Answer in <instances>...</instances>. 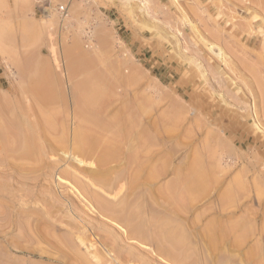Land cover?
I'll return each instance as SVG.
<instances>
[{"label":"rangeland","instance_id":"374dc122","mask_svg":"<svg viewBox=\"0 0 264 264\" xmlns=\"http://www.w3.org/2000/svg\"><path fill=\"white\" fill-rule=\"evenodd\" d=\"M194 1L0 0V134L17 125L35 147L26 158L0 139V264H264V0ZM131 115L158 126L161 195L192 172L205 185L190 211L145 187L136 211L188 233L176 247L121 244L128 227L60 176L75 163L57 141L71 151L79 130ZM99 234L118 262L101 242L87 255Z\"/></svg>","mask_w":264,"mask_h":264},{"label":"bare ground","instance_id":"6f19581e","mask_svg":"<svg viewBox=\"0 0 264 264\" xmlns=\"http://www.w3.org/2000/svg\"><path fill=\"white\" fill-rule=\"evenodd\" d=\"M251 1L253 2V0ZM246 8L249 7L246 6ZM246 27L248 28V26ZM49 87H51V85ZM20 91H22V89ZM20 93L24 94L22 92ZM42 95H44L43 97H45L46 93ZM41 99H45V98H41ZM46 100L49 101L50 99H46ZM140 121L141 120H138L131 115L128 116V118H125L124 120L121 121L117 120L112 123H101L99 126H97L100 129L99 130L100 132L97 134L90 133L88 130H87L88 132H86L85 130L81 129L75 134L74 148L71 151L70 149H68L69 147L65 148V146H63V142H59L56 140L58 142L57 145H59V147L57 146V148L59 149V151H62L63 155L65 156V159H67V161L71 159L75 163V166H73L72 170L60 173V176H70L78 186L79 191L83 195L84 199L87 200L89 204L96 207V209L100 214L108 217V219L112 220L115 223L123 224L128 227L129 233L127 234L126 237H123V239L120 241L121 244L126 243L125 240L127 241V239H135L140 243L143 242L145 244L159 243L164 246L165 244L171 243L172 245H174L176 241L182 242L188 240L189 234L185 233L183 230H176L171 228L170 227L171 224L169 223L167 224L165 223V225H162V227L156 224L148 223L144 219L145 216L140 212H137L136 209L138 210L144 208L143 202L146 201V197L147 195H149L147 194L146 190L151 188L153 194L154 193L156 194L157 199L162 196L161 199L162 200L164 199L163 201H165L167 205L168 204L171 205L173 204L176 206L178 205L182 209L181 211L183 210L190 211L189 209L194 201V199L190 195L195 194V192L199 191L200 189L201 190L204 189L205 185L201 180H199L196 176H194V172H192L190 177L186 179V181L184 182L183 185H181V187H178L175 190H169V192H167V190L165 189L166 192L164 191V194L161 195L160 191L156 188V185L160 177L162 176V173L158 167V163L160 165V150L158 148L160 133L158 131V126L156 122L155 123L153 122V124L151 122L152 124L150 126V128L152 129L151 133H148V130L146 129H139L141 123ZM8 125L9 124H6V126ZM7 129L9 130V131L7 130L8 133L5 132L4 134H0V139L2 140L3 146L7 147L9 142L11 141L16 142L17 150L14 148L15 153H19V155L26 158H29L31 155H33L35 151V147H33V145L30 144L27 145L22 141V138L20 137L21 135H19L17 132L18 126L14 124L9 125ZM81 165H86L89 166L90 168L93 167V170L92 171L91 169H89L90 171L85 170L81 168L82 167ZM115 171L118 172L115 174L116 176H113ZM145 187H149V188L145 190ZM78 188L76 187V189ZM147 208H149L148 210L149 216L152 215V217H157L159 211L154 205ZM3 210L4 209L2 208V211ZM181 211L179 210L178 212L181 213ZM213 230H212V226L211 228L207 229L208 233L212 232ZM154 234L156 235V238L153 236ZM207 235L209 242L208 245H214L215 241L217 240L216 237L209 236V234ZM99 237H100L99 240L97 239L95 240L94 237L90 242L87 243L84 242L86 240L82 241L81 246L85 247L87 251V255H97L100 246L99 242H101L102 245H104V248L102 250L103 251L106 250L107 255L109 257V258L106 257L108 258L106 262L107 261H112V263L118 262L120 260V257L117 249L116 248L111 250L107 249L106 247L107 244L105 243V240H107V238L102 240L103 234H99ZM219 237L221 239L222 235L221 236L219 235ZM158 250L160 252L159 254L165 256L166 259L168 258L174 260V256L169 251L164 249L161 245L159 246Z\"/></svg>","mask_w":264,"mask_h":264},{"label":"built area","instance_id":"2783aa9c","mask_svg":"<svg viewBox=\"0 0 264 264\" xmlns=\"http://www.w3.org/2000/svg\"><path fill=\"white\" fill-rule=\"evenodd\" d=\"M61 11L62 12H65V7H61Z\"/></svg>","mask_w":264,"mask_h":264}]
</instances>
